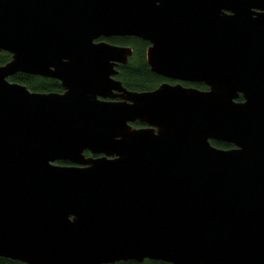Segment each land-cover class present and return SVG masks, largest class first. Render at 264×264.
Returning <instances> with one entry per match:
<instances>
[{"label": "water", "instance_id": "water-1", "mask_svg": "<svg viewBox=\"0 0 264 264\" xmlns=\"http://www.w3.org/2000/svg\"><path fill=\"white\" fill-rule=\"evenodd\" d=\"M115 35L208 90H128ZM2 52L0 257L264 264V0H0Z\"/></svg>", "mask_w": 264, "mask_h": 264}, {"label": "flooded vegetation", "instance_id": "flooded-vegetation-1", "mask_svg": "<svg viewBox=\"0 0 264 264\" xmlns=\"http://www.w3.org/2000/svg\"><path fill=\"white\" fill-rule=\"evenodd\" d=\"M117 39H129V40H135L137 41L138 45L141 46V55H137L138 52V48L136 46V44H131V43H125V42H118ZM100 41H106L108 43L114 44V45H119V46H125V47H131L133 49V54L131 55L128 63L126 64H119L117 66V70L118 75H117V79L121 80L123 85L128 89V90H132V91H152L155 89H158L160 86L164 85V84H168V85H182L184 87H194L200 90H208V86L203 83V82H192V81H188V80H184V79H180V78H174V77H170V76H165L162 74H159L157 72L152 71L150 64L148 63L147 60V50L148 48L151 46L150 41L143 39L141 37L138 36H131V35H126V36H110V37H100L98 39H96V42H100ZM3 53V52H2ZM1 53V54H2ZM142 58V59H141ZM145 65L149 71L152 73L153 76V81L151 82V85L149 86H143L141 83H132L131 81H126L124 79H122L120 77V74L122 72H127V70L131 69H136V71H138L140 69V65ZM3 65V64H1ZM135 72V71H134ZM18 74H25L29 77V79L34 82H38L39 83V87H36L35 89L30 88L28 86V88L31 91L34 92H41V93H63L66 91V89L64 88V86L62 85V81L55 77V76H51V75H39V74H30V73H17L13 76H16ZM11 76L9 79L11 81H13L11 78L13 77ZM13 82H18V81H13ZM21 83V82H18ZM24 84V83H22ZM114 93H117L116 91ZM242 96H240V98L238 100H242L243 98H241ZM109 100H115L118 101L120 100L119 97H115V98H108ZM134 126L136 127H144L146 126L145 124L136 121L133 123ZM88 151H86L87 155H90V152L87 153ZM59 163H63V164H69L68 163H64V162H59ZM15 261V260H13ZM0 262H2V264H12V259L11 258H6V257H0Z\"/></svg>", "mask_w": 264, "mask_h": 264}, {"label": "trees", "instance_id": "trees-1", "mask_svg": "<svg viewBox=\"0 0 264 264\" xmlns=\"http://www.w3.org/2000/svg\"><path fill=\"white\" fill-rule=\"evenodd\" d=\"M118 42H125V43H131V44H136L138 48L137 55H141V46L138 45L137 41L135 40H129V39H117ZM11 59V55L8 52H3L0 55V65L5 64ZM142 59V58H141ZM140 69L136 71V69H131L127 70V72H122L120 74V77L126 81H131L132 83H141L143 86H149L151 85V82L154 80L152 73L149 71V69L145 65H140ZM135 71V72H134ZM13 81H18L24 84H27L30 88L35 89L36 87H39V83L34 81L32 82L29 77L25 74H18L16 76H13L11 78ZM242 98V97H241ZM212 143L218 147L221 148H230L233 145L226 143V142H220V141H212ZM89 153V152H87ZM2 264V262H0ZM12 264H25L20 261H13ZM116 264H171L163 261H154V260H146L144 263H138L135 261H127V262H119Z\"/></svg>", "mask_w": 264, "mask_h": 264}]
</instances>
